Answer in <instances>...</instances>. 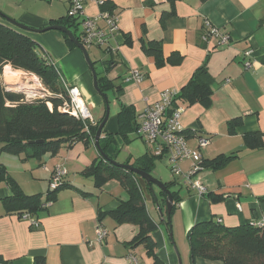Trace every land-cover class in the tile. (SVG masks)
<instances>
[{
	"label": "crops",
	"instance_id": "crops-1",
	"mask_svg": "<svg viewBox=\"0 0 264 264\" xmlns=\"http://www.w3.org/2000/svg\"><path fill=\"white\" fill-rule=\"evenodd\" d=\"M70 1L0 0V22L10 24L5 15L29 28L45 29L67 17ZM104 1L118 16L119 30L107 47L111 50L86 48L98 76L106 75L113 83L114 89L106 93L108 103L95 89L83 52L70 48L64 33L50 30L33 38L31 32H25L51 58L62 84L80 90L90 111L96 112V123L103 121L109 105L110 116L100 140L105 143L113 137L106 155L121 164L151 153V149L136 132L129 133L130 141L118 134L120 110H134L139 124L162 92H181L195 72L207 66L212 78L211 102L208 106L182 104L180 123L190 149L198 150L197 137L210 138L211 143L201 150L205 161L230 159L220 168L209 167L201 173L208 189L203 197L180 184L172 187L181 198L170 217L172 237L166 223V202H162L160 191L156 193V186L157 200L147 203L158 225L153 233L158 257L165 264H191L187 234L195 225L214 220L235 228L264 216V0ZM101 11L102 6L95 3L85 6L89 17ZM207 21L230 36L229 45L219 46L215 38L209 43L203 40ZM101 27L107 31L104 23ZM151 43L160 44L162 64L147 52ZM173 55L181 56V61L171 63ZM136 71L143 75L142 82L128 81ZM28 74L40 81L36 75L11 66L4 68L3 79L13 90L10 85L23 84ZM29 80L28 84L34 81ZM100 155L94 142L89 147L75 143L56 155L47 153L40 158H27L26 153L0 156V163L22 192L37 195L48 205L32 215L40 227H31L18 212L8 209L5 201L11 190L6 182H0V257L5 262L35 264L43 259L44 264H128L133 253L140 264L150 263L144 245L132 244L140 227L118 224L109 215L129 200L128 190L117 178L98 187L94 177L86 174ZM59 165L66 170L65 187L52 193L50 179ZM181 166L187 170L190 162ZM157 172L155 169L154 177L165 183L168 176H156ZM99 225L109 232L101 243L97 241ZM195 264L222 263L197 258Z\"/></svg>",
	"mask_w": 264,
	"mask_h": 264
},
{
	"label": "trees",
	"instance_id": "trees-1",
	"mask_svg": "<svg viewBox=\"0 0 264 264\" xmlns=\"http://www.w3.org/2000/svg\"><path fill=\"white\" fill-rule=\"evenodd\" d=\"M107 10L113 11V8L106 2L102 11ZM53 23L67 27L80 41L79 23L76 20L67 16ZM63 35L68 46L72 49L76 48L66 34ZM147 52L155 57L158 64L163 63L160 44L151 43ZM181 58L179 55H173L169 60L171 63L177 64ZM6 66L36 75L52 94L43 99L28 100L23 91L10 90L3 81V70ZM98 82L102 92L107 93L114 89L113 83L105 75H99ZM211 82L212 78L207 66L200 68L195 72L188 85L179 92L174 101V107L185 104L192 106L196 103L208 106L213 93ZM68 102V90L60 84L58 69L43 47L28 36L25 31L11 24L0 22V156L2 154L18 156L26 153L27 158H40L47 153L56 155L62 148L71 147L75 143H83L89 147L95 142L96 133L102 121L93 125L89 121L72 116L63 109ZM118 119V134L123 136L125 141H130L129 133L136 132L139 125L136 122L134 110L122 108ZM38 141L42 142L38 143ZM112 143H114L113 137H110L105 143L102 142V139L100 140V147L105 154ZM229 159L230 157H218L211 162L205 161V167L220 168ZM157 160L162 159L152 153H147L140 158L130 159L124 164L154 175ZM103 163L106 164L105 167ZM86 174L94 177L98 187L112 178H117L123 184L128 190L130 198L128 201L122 202L120 207L110 212L109 215L118 224L138 225L140 233L132 242L133 246L144 245L147 256L151 260L149 264H165L156 252L157 243L153 233L157 230L158 225L152 219L147 206L148 201L157 200L153 191L154 186L149 185L138 175L107 162L102 155L86 170ZM0 182H6L11 190V196L5 201L8 209L18 212L21 217L25 213L37 215L46 207L39 196L25 195L1 163ZM177 184L175 180L166 182L174 200L171 216L176 205L181 201L179 192L172 190V187ZM62 187H65L64 183L60 188ZM159 191L163 196L162 202L165 203L167 195L165 192ZM164 203L160 204L161 209ZM166 223H168V230L171 233V220L167 219ZM187 242L191 264H195L197 258L219 261L222 264H264V225L253 226L248 223L228 228L218 221L211 220L197 224L190 229L187 234ZM0 264L9 263L0 257ZM35 264H44V260L37 259Z\"/></svg>",
	"mask_w": 264,
	"mask_h": 264
},
{
	"label": "built area",
	"instance_id": "built-area-1",
	"mask_svg": "<svg viewBox=\"0 0 264 264\" xmlns=\"http://www.w3.org/2000/svg\"><path fill=\"white\" fill-rule=\"evenodd\" d=\"M88 3L98 5L105 4L104 0H71L67 16L79 23L80 42L85 46L105 47L107 49L110 41L116 36L119 30V18L114 11H101L95 17H89L85 13V6ZM101 23L105 24L107 31L103 30ZM207 30L203 36L206 43L213 38L217 40L219 46L229 45L231 38L223 34L219 28L206 22ZM247 55H251L250 52ZM250 67V62L246 63ZM128 81L142 82L143 75L136 71ZM69 102L63 107L72 116L89 121L95 125L96 122L90 109L85 103L82 93L77 87H68ZM179 95L177 91H164L160 95V100L147 109L141 117V121L136 131L137 136L144 140L151 153L161 159L168 160L170 170L175 181L194 191L198 196L207 195V186L202 181L200 175L206 170L205 160L201 152L211 143L210 138L205 136L197 137L198 150H192L187 145V137L184 135L180 119L184 112L183 106L174 107V101ZM190 162L187 170H183L182 164ZM66 170L62 166H56L50 179V191L58 190L64 183ZM48 206V205H46ZM27 220L31 227L39 228L40 222L31 214L25 213L21 217ZM253 226L264 225V216L258 222H251ZM108 230L102 225L97 227V241L103 242L108 235ZM128 264H140L136 256L131 253L128 256Z\"/></svg>",
	"mask_w": 264,
	"mask_h": 264
},
{
	"label": "water",
	"instance_id": "water-1",
	"mask_svg": "<svg viewBox=\"0 0 264 264\" xmlns=\"http://www.w3.org/2000/svg\"><path fill=\"white\" fill-rule=\"evenodd\" d=\"M2 15V14H1ZM4 16V18L13 26L23 30V31H27V32H32V33H40V32H45V31H50V30H56V31H60L64 34H66V36L69 38V40L74 43V45L80 49L85 58H86V61L89 65V68L91 69L92 71V74H93V78H94V86H95V89L96 91L99 93V95L102 96V98L104 99V101L106 103H108V96L105 92H102V90L100 89L99 87V82H98V73L94 67V63L91 61L90 59V56H89V53H88V50L86 48V46L81 43L76 37L75 35L65 26H62V25H51V26H48L46 27L45 29H32V28H29L17 21H14L13 19L11 18H8L6 17L5 15H2ZM106 76V75H105ZM107 77V76H106ZM109 116H110V107L109 105H107V113H106V116L105 118L103 119V121L101 122L98 130H97V133H96V137H95V145L97 147V149L99 150L100 154L104 157V159L113 164V165H116L128 172H132L136 175H138L139 177H141L142 179H144L149 185L151 186H156L157 188H159L162 192H165L166 195H167V200H166V214H167V219L170 220V217H171V212H172V209H173V206H174V200H173V196H172V192L171 190L167 187L166 183L158 180L156 177H154V175H151V174H147L135 167H132L130 165H127V164H119L118 162L112 160L111 158H109L101 149L100 147V138H101V135L103 133V129L109 119ZM42 141H38V143H40ZM37 143V142H36ZM162 215H164V213H162ZM170 236L172 237L173 234L170 233Z\"/></svg>",
	"mask_w": 264,
	"mask_h": 264
},
{
	"label": "rangeland",
	"instance_id": "rangeland-1",
	"mask_svg": "<svg viewBox=\"0 0 264 264\" xmlns=\"http://www.w3.org/2000/svg\"><path fill=\"white\" fill-rule=\"evenodd\" d=\"M52 32H55V31H52ZM57 32H59V31H57ZM80 33V32H79ZM31 37H33V38H35V37H40L42 34H40V33H30L29 34ZM40 46H41V44L40 43H38ZM82 52V51H81ZM83 54V53H82ZM84 55V54H83ZM89 67V66H88ZM33 79L34 81L32 82V83H27V82H29L30 80L29 79ZM35 77H33V76H31L30 74H28L27 76H24V83L23 84H21V83H19V81H18V83L17 84H14L13 83V86L12 85H10L11 87H12V89L13 90H15V91H23L24 93H25V96H26V98L28 99V100H35V99H43V98H45V97H47V96H50L52 93H51V91L48 89V88H46L45 86H44V84L41 82V80L40 81H38L36 78V80L34 79ZM18 79V78H17ZM3 81H4V79H3ZM5 83V82H4ZM60 84L62 85V87H65L63 84H62V81H60ZM5 85H6V83H5ZM24 85H26V86H24ZM7 86V85H6ZM21 88V89H20ZM66 88V87H65ZM91 114H92V116L94 117L95 115H96V112L95 111H93L92 112V110H91ZM156 170L158 171L157 173H155L156 174V176H168V179H166L167 181H165V183L166 182H170L169 180H172V178H173V174H172V172H171V170H170V165H169V163H168V160H166V159H162V160H157V162H156ZM160 174H162V175H160ZM164 182V181H163ZM159 188H156L155 190H156V193L159 195V190H158ZM166 211V210H165ZM161 214H162V212H161ZM221 263V262H220Z\"/></svg>",
	"mask_w": 264,
	"mask_h": 264
}]
</instances>
